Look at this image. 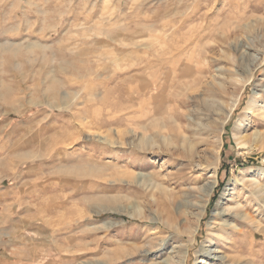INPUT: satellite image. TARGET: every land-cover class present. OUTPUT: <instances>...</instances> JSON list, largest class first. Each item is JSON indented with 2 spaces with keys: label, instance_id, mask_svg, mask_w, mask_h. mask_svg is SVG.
Here are the masks:
<instances>
[{
  "label": "rangeland",
  "instance_id": "obj_1",
  "mask_svg": "<svg viewBox=\"0 0 264 264\" xmlns=\"http://www.w3.org/2000/svg\"><path fill=\"white\" fill-rule=\"evenodd\" d=\"M262 132L264 0H0V264H264Z\"/></svg>",
  "mask_w": 264,
  "mask_h": 264
},
{
  "label": "bare ground",
  "instance_id": "obj_2",
  "mask_svg": "<svg viewBox=\"0 0 264 264\" xmlns=\"http://www.w3.org/2000/svg\"><path fill=\"white\" fill-rule=\"evenodd\" d=\"M139 96V95H138ZM139 110V109H138ZM136 113V112H135ZM231 114V113H230ZM137 123V122H136ZM175 123V122H174ZM257 132V131H256ZM141 133V132H140ZM262 133H264V132H262ZM256 134V133H255ZM137 135V134H136ZM261 135H263V134H261ZM138 136V135H137ZM236 136H237V132H236ZM259 136H260V134H259ZM238 137V136H237ZM136 139V138H135ZM240 139V138H239ZM140 141H139V143L138 144H136V145H138V148L140 147V148H142L143 147V145H144V143H146V141L145 140H141V139H139ZM150 140V139H149ZM219 141L221 142V138L219 137ZM256 141H257V139H256ZM145 147V146H144ZM214 174V173H213ZM217 176V175H216ZM218 178V177H217ZM216 178V179H217ZM234 184V183H233ZM214 185L215 184H209L208 183V185H206L205 186V188H206V190H207V192H208V190H209V192H211L213 189H214ZM205 190V189H204ZM152 198H154V197H152ZM224 214V213H223ZM208 250V249H207ZM209 251V250H208ZM208 251H206V254L208 253ZM209 254V253H208Z\"/></svg>",
  "mask_w": 264,
  "mask_h": 264
}]
</instances>
